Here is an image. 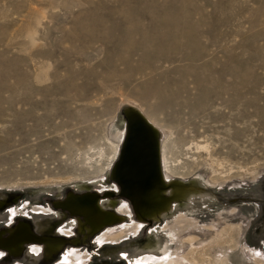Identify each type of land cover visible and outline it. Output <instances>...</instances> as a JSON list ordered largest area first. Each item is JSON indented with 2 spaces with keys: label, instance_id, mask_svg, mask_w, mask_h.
Listing matches in <instances>:
<instances>
[{
  "label": "rangeland",
  "instance_id": "rangeland-1",
  "mask_svg": "<svg viewBox=\"0 0 264 264\" xmlns=\"http://www.w3.org/2000/svg\"><path fill=\"white\" fill-rule=\"evenodd\" d=\"M127 108L156 124L163 192L196 195L178 202L187 220L139 221L119 195ZM69 193L120 222L88 233L54 206ZM0 201L3 236L64 241L0 248V264H141L157 242L174 263L264 264V0H0Z\"/></svg>",
  "mask_w": 264,
  "mask_h": 264
},
{
  "label": "water",
  "instance_id": "water-1",
  "mask_svg": "<svg viewBox=\"0 0 264 264\" xmlns=\"http://www.w3.org/2000/svg\"><path fill=\"white\" fill-rule=\"evenodd\" d=\"M159 154L158 139L148 121L135 111L126 116L124 141L118 161L112 171V178L119 188V195L128 201L138 220L146 219L142 215L141 208L150 206L149 196L151 193L156 188L163 191L167 187L161 178ZM86 195L87 193L81 195L69 193L61 203L64 204L71 199ZM88 195H91L90 201L94 202L99 199L95 193ZM54 206L84 218L82 213L71 211L65 206H57L55 202Z\"/></svg>",
  "mask_w": 264,
  "mask_h": 264
},
{
  "label": "bare ground",
  "instance_id": "bare-ground-1",
  "mask_svg": "<svg viewBox=\"0 0 264 264\" xmlns=\"http://www.w3.org/2000/svg\"><path fill=\"white\" fill-rule=\"evenodd\" d=\"M80 8V7H79ZM183 16V15H181ZM146 17V16H145ZM162 16L159 15V14H156V15H150L148 18H149V24H147V28H144L143 26H139V22L136 23L138 24V27H140L139 29L137 28V32L138 34L140 35L141 37V43H146V42H149L151 41V35L149 33V31H154L156 29L159 28V26L161 25V18ZM185 17V16H184ZM140 19V18H139ZM146 19V18H145ZM175 19V18H174ZM178 19V18H177ZM142 20V19H141ZM172 20V19H171ZM181 20V19H180ZM140 21V20H139ZM179 21V20H178ZM141 25V24H140ZM173 26V25H172ZM180 27V26H179ZM187 28V27H186ZM182 33V32H181ZM129 32L127 30H125V35L128 36ZM188 35V34H187ZM190 41V40H189ZM169 42V41H168ZM173 42V41H172ZM149 44V43H148ZM176 44V43H175ZM174 44V45H175ZM190 43H188L189 45ZM152 45V44H151ZM134 46V45H133ZM142 46V50H143V54L147 56V53L148 51H146L144 49V45H141ZM176 46V45H175ZM174 47V46H173ZM157 48V47H156ZM132 49L133 48H130L129 49L127 48L128 50V54H131L132 53ZM125 50V49H124ZM126 50V51H127ZM183 53V52H182ZM204 54V53H203ZM125 55V54H124ZM148 55H150V53H148ZM181 55V53H180ZM126 56V55H125ZM145 56V57H146ZM203 56V55H202ZM152 57H155L157 59H168V60H175L176 57H162V56H159L156 53L153 52V55ZM181 57V56H180ZM185 57V55H184ZM183 56L181 58H184ZM196 59V57H194ZM192 58V60L194 59ZM159 63V62H158ZM157 63V64H158ZM155 63V65H157ZM140 68V67H139ZM147 69V68H146ZM118 74V73H117ZM145 74V73H144ZM143 77V76H142ZM138 112L140 113L139 111H137L136 109H133V108H127L125 110V114H124V117H125V120H126V116L130 115L132 112ZM141 114V113H140ZM142 115V114H141ZM143 116V115H142ZM144 117V116H143ZM145 118V117H144ZM148 123L152 126L153 130L155 131V134H156V137L158 139V129L156 128V124H152L147 118H145ZM155 125V126H154ZM126 130V128H125ZM158 145H159V140H158ZM159 152H160V148H159ZM159 159H160V154H159ZM160 163V171H161V178H162V181L163 183L165 184L166 182L164 181L163 179V174H162V163H161V160L159 161ZM163 166H165L163 164ZM165 169V167H164ZM163 169V170H164ZM166 170V169H165ZM113 173V172H112ZM113 175V174H112ZM214 179V178H213ZM212 181V180H211ZM182 183V182H181ZM181 183H178V182H175V183H171V192H170V195L171 196H168V194H165L163 191L161 190H158V188H156L153 193H151V195L149 196V201H150V206L149 207H143V209L141 208L142 210V215L144 216H148V217H152L154 218L155 221H160V220H164V219H168L169 217L167 216L168 213L169 214H173V217L176 218V220L178 221H184V220H187L185 219L184 215L182 214V210L183 209H178V202H184L186 205L187 204H190L191 202L194 201V199H196V195L194 193L191 192L190 188L191 186H186V185H183ZM90 194V193H87V195ZM79 196V197H76L75 199H73L74 202L76 203H87L88 205H90L93 210L95 211L94 213H90V214H83L84 218H80L82 221H85V220H88L89 222H93V221H97L99 218H101L103 215V213L99 210L98 206H97V202L98 200L94 201H90L89 198L91 195H88V196ZM72 200V199H71ZM62 200L60 201H56L55 202V205L57 206H65L67 208H70L71 211H73V208L71 205H68V202L67 201L66 203L62 204L61 203ZM177 210V211H175ZM182 211V212H181ZM141 218V217H140ZM187 218V217H186ZM188 219H190L188 217ZM118 220V219H117ZM142 220V218H141ZM139 220V221H141ZM192 221V220H191ZM195 222V221H194ZM192 223V222H191ZM23 224H20L16 231L14 232L13 230V234L9 237H4V239H13V238H17L19 236H27V237H30L32 239L36 238L35 235H33L32 233H30L28 230L25 229L24 226H22ZM27 225V224H26ZM104 228V226L101 227V229ZM100 229V230H101ZM99 232V230L97 231ZM117 237V236H116ZM38 238V237H37ZM41 239V238H40ZM158 240V239H157ZM27 241H32L31 239L30 240H27ZM157 245L155 246V248L153 249V251H149L148 252V256L145 257L143 260L144 261H147L150 263H153L154 264V260L156 261H159V262H170L171 264H179V263H174L172 262L174 259H172L171 257L170 258H167V259H164L165 257H162L160 256L159 254L162 252V245L157 242L156 243ZM167 247V246H166ZM165 247V248H166ZM2 249V248H1ZM168 249V247L166 248ZM163 255V254H162ZM153 260V261H152ZM159 262L157 264H159Z\"/></svg>",
  "mask_w": 264,
  "mask_h": 264
},
{
  "label": "flooded vegetation",
  "instance_id": "flooded-vegetation-1",
  "mask_svg": "<svg viewBox=\"0 0 264 264\" xmlns=\"http://www.w3.org/2000/svg\"><path fill=\"white\" fill-rule=\"evenodd\" d=\"M68 205H71L73 208L74 212H80L83 214H90V213H94L95 211L93 210V208L88 205L87 203L83 202V203H76L73 200H70V202H68ZM97 206L99 208V210L103 213L104 216H102L101 218H99L97 221H93V222H89L88 220L82 221L83 225L85 226V228L87 229V232L93 235H98L100 233H102L105 228L108 229L109 227L118 224L121 220V216L118 215L117 213H115L112 210L106 209V208H102L100 204H98L97 202ZM2 208V202L0 201V209ZM54 208L51 207V210H53ZM66 211V210H64ZM67 214H70L68 211H66ZM75 219V218H74ZM79 219V218H78ZM118 219V220H117ZM75 229L76 228H80V225L77 223V219H75ZM22 226L25 227L26 230H28L30 233H32L33 235H35L36 238L32 239L30 237L27 236H19L17 238H13L11 239H4L5 236H3L0 233V248L2 249H7L11 254L13 255H19L21 252V246L22 243L28 242L27 240H32V244H38V242H42L43 244L40 245L41 249L43 251V248H45L48 252L52 253V254H58L60 252V250L63 249V238H57V237H40L37 234H34L30 228V226L27 224H23ZM104 226V228L101 229V227ZM74 229V228H72ZM101 229V230H100ZM99 230V232H97ZM85 235L87 236V233L84 232ZM69 235V233H68ZM94 236V237H95ZM107 236L109 237V240H116L117 238L120 239L121 234H112L109 235L107 234ZM117 236V237H116ZM38 237V238H37ZM41 238V239H40ZM31 242V241H30ZM36 242V243H33ZM3 251V250H1ZM41 251V253H42ZM68 253V252H67ZM65 254L63 257L68 261V263L70 264H76V260L74 258L71 257V255L69 254ZM84 258H82L81 260H83ZM80 260V261H81ZM79 261V263H80ZM140 264V263H139ZM141 264H149V262L144 261L142 259V263Z\"/></svg>",
  "mask_w": 264,
  "mask_h": 264
},
{
  "label": "snow or ice",
  "instance_id": "snow-or-ice-1",
  "mask_svg": "<svg viewBox=\"0 0 264 264\" xmlns=\"http://www.w3.org/2000/svg\"><path fill=\"white\" fill-rule=\"evenodd\" d=\"M97 243H100V241H97ZM0 255H2V253H0Z\"/></svg>",
  "mask_w": 264,
  "mask_h": 264
}]
</instances>
